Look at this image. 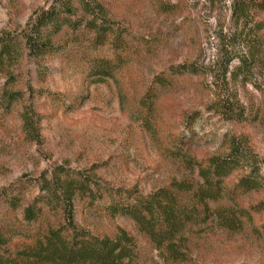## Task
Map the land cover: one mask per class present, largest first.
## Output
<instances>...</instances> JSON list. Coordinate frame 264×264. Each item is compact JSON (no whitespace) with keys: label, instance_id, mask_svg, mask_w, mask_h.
I'll return each mask as SVG.
<instances>
[{"label":"rangeland","instance_id":"obj_1","mask_svg":"<svg viewBox=\"0 0 264 264\" xmlns=\"http://www.w3.org/2000/svg\"><path fill=\"white\" fill-rule=\"evenodd\" d=\"M50 1L0 0V33L19 42L30 16ZM100 1L111 20L123 29V48L91 46L87 42L91 34L83 29L76 36L64 30L56 40L69 41L58 53L43 59L28 56L19 46L13 87L22 91L23 103L40 116L41 140L37 144L23 139L17 114L22 104L0 122V232L10 248L30 244L36 231L63 221L60 215L44 212L37 223H27L22 211L11 210L5 200L17 191L25 201L33 200L40 193V177L50 178L58 166L82 174L93 170L101 184L128 189L135 186L148 194L167 186L172 178L190 175L172 158L177 147L200 161L218 149L224 135H245L264 161L261 32L251 31L256 62L250 74L246 78L229 75L228 86L217 87V95L228 89L244 107L241 122L210 108L216 87L209 77L173 70L185 62L206 65L221 58L218 35L234 29L232 0ZM71 3L78 7L77 0ZM160 5L175 8L162 12ZM253 18L264 21V12L253 11ZM116 54L125 62L114 77L89 84V63ZM238 64L237 59L232 60L229 71ZM157 76L169 82L159 87L154 83ZM5 80L0 74V93ZM145 95L152 97L150 111L140 104ZM78 96L83 100L75 101ZM261 173L264 176V162ZM234 180L233 176L226 179L228 190ZM235 199L239 207L251 211L252 205L264 199V190L237 193ZM105 203L76 199L77 228L102 236L122 227L136 239L135 254L140 264H171L131 221L109 218ZM250 215V222L244 220L237 232L215 230L210 223L189 224L183 234L188 260L180 264H264V211Z\"/></svg>","mask_w":264,"mask_h":264},{"label":"trees","instance_id":"obj_2","mask_svg":"<svg viewBox=\"0 0 264 264\" xmlns=\"http://www.w3.org/2000/svg\"><path fill=\"white\" fill-rule=\"evenodd\" d=\"M77 1L78 7L71 0H51L46 7L36 10L23 28L19 42L0 33V74L6 79L0 93V122L22 104L17 114L26 142H40V116L23 103L22 91L13 87V66L18 63L19 46L28 56L43 59L58 53L69 41L57 42L60 33L69 30L76 36L81 29L91 34L87 38L91 46L109 45L116 50L125 46L122 27L111 20L100 0ZM162 6V12L175 8ZM231 11L233 31L218 35L221 58L206 65L185 62L173 70L178 74L209 77L216 87L210 108L229 120L241 122L245 119L244 107L228 89L217 95V87L228 86L229 75L246 78L255 65L251 31L261 32L259 39L264 40V21H255L253 11L264 12V0H232ZM234 59L239 64L230 72L229 65ZM124 62L119 54L114 58L93 59L87 67L89 84L112 79ZM167 82L161 76L154 81L159 87ZM74 100L83 99L78 96ZM140 104L150 111L152 97L145 95ZM172 158L190 175L172 178L167 186L148 194H142L135 186L128 189L101 184L93 170L82 174L58 166L50 178L40 177V193L33 200L25 201L20 191L9 195L5 199L7 206L11 210L20 209L27 223H37L44 212L60 215L63 221L47 224L44 230L35 232L30 244L20 248H10L8 239L0 232V264H140L135 254L136 239L124 228L102 236L77 228L76 199L91 203L105 200L104 211L109 218L124 217L131 221L135 230L171 264L188 260L183 234L189 224L210 223L215 230L237 232L244 220L250 222L251 213L264 211V199L252 205L251 211L239 207L235 199L237 193L264 190L261 173L264 161L252 150L247 136L224 135L218 149L200 161L180 147L173 151ZM232 176L235 180L228 190L225 181ZM261 229L264 232V220Z\"/></svg>","mask_w":264,"mask_h":264}]
</instances>
